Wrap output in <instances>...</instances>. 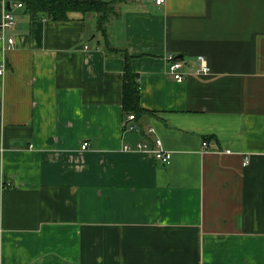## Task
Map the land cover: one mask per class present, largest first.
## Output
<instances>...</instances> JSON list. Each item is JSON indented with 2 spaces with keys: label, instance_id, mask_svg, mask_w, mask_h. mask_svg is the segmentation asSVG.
I'll return each mask as SVG.
<instances>
[{
  "label": "crops",
  "instance_id": "crops-1",
  "mask_svg": "<svg viewBox=\"0 0 264 264\" xmlns=\"http://www.w3.org/2000/svg\"><path fill=\"white\" fill-rule=\"evenodd\" d=\"M10 10L0 264H264V0H124L110 48L95 15ZM115 50L138 76L132 122ZM168 55L211 75L177 83ZM158 140L169 164L124 149Z\"/></svg>",
  "mask_w": 264,
  "mask_h": 264
},
{
  "label": "trees",
  "instance_id": "trees-1",
  "mask_svg": "<svg viewBox=\"0 0 264 264\" xmlns=\"http://www.w3.org/2000/svg\"><path fill=\"white\" fill-rule=\"evenodd\" d=\"M2 1V0H0ZM12 7L16 3H22L28 14L34 17H44L56 22L70 20L71 13L83 15H95L97 17V31L102 35L106 46H109L108 23L116 14V6L124 0H5ZM11 9V8H10ZM9 9V10H10ZM126 56L125 85L123 95L124 112L137 116L145 113L140 105V85L138 76L132 71L131 59Z\"/></svg>",
  "mask_w": 264,
  "mask_h": 264
},
{
  "label": "built area",
  "instance_id": "built-area-1",
  "mask_svg": "<svg viewBox=\"0 0 264 264\" xmlns=\"http://www.w3.org/2000/svg\"><path fill=\"white\" fill-rule=\"evenodd\" d=\"M166 0H155L156 5L161 6L165 3ZM16 8L22 9L24 8L22 3H16L14 4ZM16 27V18L13 14L12 10L6 11V13L3 16V20L0 23V41H6L8 42L9 46H12L14 44V39L8 38L6 36V32L9 30H14ZM165 61L167 62V65L169 67V76L170 78L177 82V83H183L187 80L189 76H196V77H202V76H209L211 75V68L208 64L207 59L204 56H199L197 58L196 67L193 69L192 73H186L185 69L187 67V64L183 59L176 58L173 55H168L165 58ZM5 72V64L4 62L0 66V76H3ZM135 120V115H131L128 117V122H132ZM127 127V126H126ZM128 130H134L135 126L130 125L127 127ZM204 148L208 147V143H204ZM89 148L88 143H84L82 145V150H87ZM125 151H139L147 154L153 155L156 160L161 161L164 164H169L172 153L165 150L162 147L161 141H156L155 146H153L150 143L143 142L137 144L135 147L126 146Z\"/></svg>",
  "mask_w": 264,
  "mask_h": 264
},
{
  "label": "water",
  "instance_id": "water-1",
  "mask_svg": "<svg viewBox=\"0 0 264 264\" xmlns=\"http://www.w3.org/2000/svg\"><path fill=\"white\" fill-rule=\"evenodd\" d=\"M7 7H8V9H10L11 8L10 4H7Z\"/></svg>",
  "mask_w": 264,
  "mask_h": 264
}]
</instances>
